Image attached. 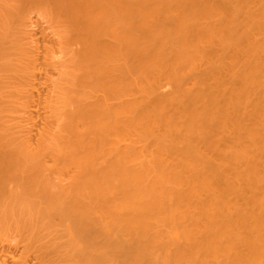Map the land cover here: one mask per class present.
<instances>
[{
	"label": "bare ground",
	"instance_id": "bare-ground-1",
	"mask_svg": "<svg viewBox=\"0 0 264 264\" xmlns=\"http://www.w3.org/2000/svg\"><path fill=\"white\" fill-rule=\"evenodd\" d=\"M0 264H264V0H0Z\"/></svg>",
	"mask_w": 264,
	"mask_h": 264
}]
</instances>
